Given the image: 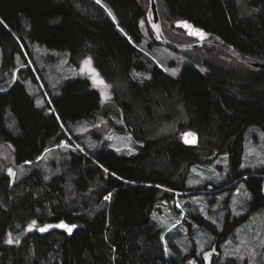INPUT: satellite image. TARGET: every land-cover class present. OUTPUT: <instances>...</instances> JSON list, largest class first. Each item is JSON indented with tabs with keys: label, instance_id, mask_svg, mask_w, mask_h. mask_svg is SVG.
<instances>
[{
	"label": "trees",
	"instance_id": "1",
	"mask_svg": "<svg viewBox=\"0 0 264 264\" xmlns=\"http://www.w3.org/2000/svg\"><path fill=\"white\" fill-rule=\"evenodd\" d=\"M248 1L253 10L248 18L242 17L239 0H158V5L163 28L164 17L174 26L189 21L264 60V0ZM144 21L148 11L139 0H0L1 69L13 79L0 88V141L14 145L16 164L38 163L68 134L78 141L74 127L92 122L102 103L101 93L84 76L50 87L29 66L33 44L69 55L75 67L91 59L112 88L123 129L138 144L134 155L108 149L94 153L83 144L84 153H64L60 172L49 180L40 169L16 183L0 175V264H188L171 240L167 255L164 232L152 214L175 192L190 191V170L204 162L200 147L209 155H228L231 170L221 188L244 183L251 213L264 211V169L241 171L246 131L258 127L264 132V71L237 60L240 67L220 64L213 56L212 62L192 60L173 77L142 49ZM175 29L183 35L174 38L196 42ZM216 49L225 53L214 46L185 53L213 55ZM29 80L40 95L30 94ZM38 98H43L41 107ZM174 121L179 132L162 134ZM187 130L199 134L198 147L182 142ZM248 219L229 215L223 232H214L220 238L217 246ZM33 221H66L80 228L72 236L36 231L18 244L7 243L9 234Z\"/></svg>",
	"mask_w": 264,
	"mask_h": 264
},
{
	"label": "rangeland",
	"instance_id": "2",
	"mask_svg": "<svg viewBox=\"0 0 264 264\" xmlns=\"http://www.w3.org/2000/svg\"><path fill=\"white\" fill-rule=\"evenodd\" d=\"M139 1L149 12V0ZM239 3L242 5L241 8L239 4L242 17L248 18L253 12L248 4L249 1L239 0ZM163 21L164 28L173 42L190 44L186 41L187 39L174 38L182 37L183 33L176 30L174 23L165 20V17ZM141 27L145 38L142 49L173 77H178L184 66L190 64L192 60H197L200 64L206 61L212 62L213 56L220 61V64L240 67L236 60L218 49L213 55L205 54V56L201 53L190 56L159 46L149 23L144 21ZM32 51L33 59H29V66L34 72L35 70L40 71L50 87L56 88L67 79L81 76L91 80L94 87L101 93V110L92 122H84L74 127L73 130L80 141L68 134L67 140L49 150L36 164L18 166L14 145L0 141V175L9 176L11 181L16 183L32 171L40 169L49 180L60 172L59 167L65 160L64 153L70 150L84 153L85 146L94 153L102 149L112 150L120 155H134L138 152V144L132 135L123 129L121 110L114 100L112 88L101 78L91 59L87 58L80 67H75L70 63L67 54L48 50L39 44H33ZM2 62L0 49V88L13 81L10 73L2 71ZM18 65L25 68L21 60L18 61ZM173 71L175 75L172 74ZM25 74L23 73V76ZM137 78L144 80L148 79V76L137 75ZM101 80L103 84L99 83ZM39 83L42 86V82L39 81ZM26 85L31 95H40L37 85L32 81H27ZM42 90L44 91L43 86ZM37 104L41 107L44 104L43 98H38ZM179 128V122H170L163 127L162 134L175 135L179 132ZM199 151L204 162L194 165L190 170L187 182L190 191L175 192L174 199L162 201L152 214L153 222L164 232V246L167 255L171 256L168 245L171 240L179 247L182 255L187 257L188 264H199L203 254L211 250L214 245H218L217 240L220 238L215 233L223 232L229 215L232 219L249 216L248 221L219 246L222 256L218 264H264V211L251 213V195L244 183H238L232 190L221 188L226 184L231 170L228 155H209L208 151L201 147ZM209 161L211 163L206 164ZM263 169L264 132L258 127H250L245 134V154L241 171L256 173ZM109 197L110 199L105 201L110 202L111 196ZM31 225L32 223L21 232L12 235L11 239L18 240L20 243L23 238L35 233L43 226L36 222L35 226L29 230Z\"/></svg>",
	"mask_w": 264,
	"mask_h": 264
},
{
	"label": "water",
	"instance_id": "3",
	"mask_svg": "<svg viewBox=\"0 0 264 264\" xmlns=\"http://www.w3.org/2000/svg\"><path fill=\"white\" fill-rule=\"evenodd\" d=\"M148 23L152 31L154 32L155 41L159 46H164L175 52H182V53L197 51L199 49H203L209 46H214V47H218L224 50L226 54H228L229 56L237 60L240 64H243L255 70L264 71V60L263 59H257V58L247 56L239 52L236 48L226 43L221 37L215 34L209 33L205 31L204 29L195 26L193 23L189 21H185V20L178 21L176 22L175 27L177 29L183 30L189 38L196 40V42L192 44H179V43L171 41L164 32L162 19H161V15L159 11L158 0H149ZM185 24L190 25L191 27H186ZM194 30H199L200 32H202L203 37H201L198 34H192ZM185 133H192L194 135L185 138V135H184ZM185 133L182 136V142L184 143V145L188 147H198L200 144L199 134L192 130H187ZM186 139L188 141L194 140V142H186ZM61 223L66 224L69 227L75 225V227L72 228L71 232L67 231L63 227H55V225H59ZM46 225H53V227L48 228V230L44 232L39 231L40 228H43ZM46 225H43L42 227L38 228L37 231L39 234L47 235L55 231H62L68 234L69 236H72L74 232L80 228V226L76 224H69L66 221H61L58 223H48ZM221 256L222 254L219 251V247L215 245L211 250L203 254L202 264H215V261L220 260Z\"/></svg>",
	"mask_w": 264,
	"mask_h": 264
},
{
	"label": "snow or ice",
	"instance_id": "4",
	"mask_svg": "<svg viewBox=\"0 0 264 264\" xmlns=\"http://www.w3.org/2000/svg\"><path fill=\"white\" fill-rule=\"evenodd\" d=\"M96 2H97V3H100V0H96ZM109 15H111V13H109ZM185 26H186V27H191L190 25H187V24H185ZM192 34H198V35H200L201 37H203V33L200 32L199 30H194V32H193ZM172 74L175 75V74H176L175 71H173ZM99 83L103 84L104 82L101 80V81H99ZM184 135H185V138H187V137H189V136H193L194 134H192V133H185ZM186 142H194V140H193V141H188V140L186 139ZM105 171H107V170H105ZM106 199H110V197H106ZM35 224H36V222L33 221V222H32V225L29 227V230H31V228L34 227ZM51 227H53V225H46L45 227L40 228L39 231L44 232V231H47L48 228H51ZM55 227H63V228H65L67 231L71 232V231H72V228H74L75 225L69 227L68 225L61 223V224H59V225H55ZM18 242H19L18 240H17V241H13V240L11 239V234H9V239H8L7 243L12 244V243H18Z\"/></svg>",
	"mask_w": 264,
	"mask_h": 264
},
{
	"label": "flooded vegetation",
	"instance_id": "5",
	"mask_svg": "<svg viewBox=\"0 0 264 264\" xmlns=\"http://www.w3.org/2000/svg\"><path fill=\"white\" fill-rule=\"evenodd\" d=\"M214 246H215V245H214ZM214 246H213V247H214ZM213 247H212V248H213ZM202 262H203V260H202L201 263H199V264H202ZM218 262H219V260L215 261V264H218Z\"/></svg>",
	"mask_w": 264,
	"mask_h": 264
},
{
	"label": "built area",
	"instance_id": "6",
	"mask_svg": "<svg viewBox=\"0 0 264 264\" xmlns=\"http://www.w3.org/2000/svg\"><path fill=\"white\" fill-rule=\"evenodd\" d=\"M162 68V67H161Z\"/></svg>",
	"mask_w": 264,
	"mask_h": 264
}]
</instances>
